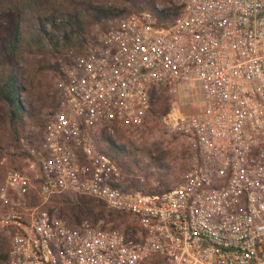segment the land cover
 <instances>
[{"label":"built area","instance_id":"1","mask_svg":"<svg viewBox=\"0 0 264 264\" xmlns=\"http://www.w3.org/2000/svg\"><path fill=\"white\" fill-rule=\"evenodd\" d=\"M55 106L0 185L5 264H264V0H169L102 20L56 60ZM200 92L168 114L190 156L177 183L143 194L98 142L140 128L152 96ZM36 198L35 204H26ZM132 219L70 224L54 198Z\"/></svg>","mask_w":264,"mask_h":264},{"label":"rangeland","instance_id":"2","mask_svg":"<svg viewBox=\"0 0 264 264\" xmlns=\"http://www.w3.org/2000/svg\"><path fill=\"white\" fill-rule=\"evenodd\" d=\"M166 2H169V0H138L137 7L134 8L131 7L130 2L127 0H0V13L9 9L24 8L27 11L25 14L30 17L32 15L45 16L53 11L81 12L86 16L90 14L89 8L102 7L117 11L119 16L108 18L113 19L126 15L121 13L122 10L132 12L145 11L152 9L156 4H165ZM108 19H100L96 23H89L88 34L102 20ZM36 58L33 55H28V60L24 63L30 66L33 62L41 60L42 57L37 56ZM45 59L48 60L49 65L54 64L57 60L51 55ZM36 69L37 65L35 67H27L25 65L24 67V71L29 72H34ZM55 80L56 72L48 69L43 71L40 81L44 86V99L42 98L43 100L39 101L35 99L34 101L41 108V117L44 120H47L55 106L53 87ZM155 98H160V103L157 100L155 101L157 103L152 108V115L144 121L140 128H120L115 137L112 138L117 144L125 147L126 158L124 159L128 161V159L133 157V159L138 161L139 166L137 167L135 165H132L130 169L121 167L123 182L133 191L141 192L145 187L156 190L159 193L168 190L178 182L180 175L186 169L187 160L190 156L189 141L174 130L170 124L171 118L167 115L172 112L173 114L186 115L196 111L200 92L187 89L181 90L180 94L173 99V101H177V105L174 108H172L166 96L159 94ZM1 109L2 107L0 106V117ZM159 109L168 110L164 116H161L156 113ZM33 136L34 140L21 138L19 142H15L6 132L0 131V185L4 183L8 172L22 166V153L26 142L29 145L37 142L39 139L38 130L33 129ZM121 160L124 161L123 158ZM59 200H52L50 206L57 208L59 215L70 224L76 223L73 221L72 216L77 214L80 217V221L88 220L94 223L102 221L103 228L107 230H116L124 234L130 231L134 232L135 226L130 217L126 215L122 217L113 215L111 217L109 216L110 211L97 201L92 202L95 206L92 212L84 211L79 213L78 208L73 207L71 204H65L64 202L55 203V201ZM36 201L33 195V198L26 204H35ZM100 213L103 216H100ZM95 219L97 221H94ZM6 253L7 241L0 236V264H5Z\"/></svg>","mask_w":264,"mask_h":264},{"label":"trees","instance_id":"3","mask_svg":"<svg viewBox=\"0 0 264 264\" xmlns=\"http://www.w3.org/2000/svg\"><path fill=\"white\" fill-rule=\"evenodd\" d=\"M127 1L130 2L131 7H137L138 0ZM89 11L90 14L86 16L81 12L53 11L45 16L30 17L25 14L27 11L24 8L9 9L0 13V106L2 107L0 131L6 132L15 142H19L21 138L34 140L33 129L38 130V137H40L46 124V120L41 117V108L34 100L44 99V86L40 81L43 71L48 69L56 72L57 66L56 63L49 65L45 58L51 55L57 59L76 52L89 32V23L119 16L117 11L111 8L92 7ZM121 13L128 15L132 11L122 10ZM28 55H33L34 58L42 57L38 62L30 64L31 67L37 65L34 72L24 71L25 65L30 67L29 64L24 63L28 60ZM154 96L151 101L152 108L157 102L160 103V98ZM167 110L159 109L156 113L164 116ZM98 144L100 149L120 168L130 169L132 165L139 166L138 161L133 157L128 161L124 159L126 158L125 147L117 144L112 138L103 139ZM122 158L124 161L121 160ZM141 192L143 194L159 193L148 187ZM56 199L60 200L55 203L71 204L78 208L79 213L92 212L95 207L92 203L95 200L85 197L71 199L60 196L53 200ZM113 215L123 216L110 211L109 216ZM100 216H103L102 213ZM72 219L76 223L80 222L77 214H74Z\"/></svg>","mask_w":264,"mask_h":264}]
</instances>
